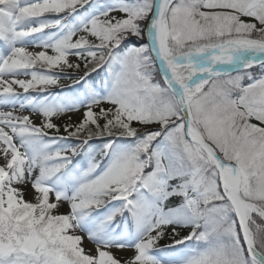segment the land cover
Segmentation results:
<instances>
[{
  "label": "snow or ice",
  "instance_id": "snow-or-ice-1",
  "mask_svg": "<svg viewBox=\"0 0 264 264\" xmlns=\"http://www.w3.org/2000/svg\"><path fill=\"white\" fill-rule=\"evenodd\" d=\"M0 264H264V0H0Z\"/></svg>",
  "mask_w": 264,
  "mask_h": 264
},
{
  "label": "trees",
  "instance_id": "trees-1",
  "mask_svg": "<svg viewBox=\"0 0 264 264\" xmlns=\"http://www.w3.org/2000/svg\"><path fill=\"white\" fill-rule=\"evenodd\" d=\"M73 59L75 60V57H73ZM37 70H39V69H37ZM61 75H63V74H61ZM154 78L156 80H160L161 79L158 72L154 73ZM92 80L93 81L98 80V78L96 77L95 74H93ZM60 84L62 86H64V89H63L64 94L65 95L70 94V93L67 92V86L71 85L72 84V81L70 79H63L62 78V81L60 80ZM52 91L59 92V91H61V89L60 88H55V89H52ZM95 143L99 144L100 141L97 140V141H95ZM182 231H187V230H182ZM172 243H173L172 236H168L166 238H162L161 239L158 247L160 249H163V251L157 253L160 258H164V259H175V258H179L180 257V255L183 252V246L177 245L176 248H175V250L169 249V248L166 247L167 245H171Z\"/></svg>",
  "mask_w": 264,
  "mask_h": 264
},
{
  "label": "rangeland",
  "instance_id": "rangeland-1",
  "mask_svg": "<svg viewBox=\"0 0 264 264\" xmlns=\"http://www.w3.org/2000/svg\"><path fill=\"white\" fill-rule=\"evenodd\" d=\"M29 50H30V51H31V50L39 51L40 49H33V48L30 47ZM70 59H71V60H74L73 57H70ZM61 81H62V79H61ZM69 115L72 116V120H73V122L78 121V119H79V113H75V112H74V113H71V114H69ZM53 119H54V121H55L56 123H58V124H60V125L62 126L63 123H64V121L67 120V116H65V117H63V118H55V117H54ZM30 192H31L30 188H29V189H26V192H25V198H26V199H31V194H30ZM64 207H66V205H65ZM61 210H63V208H62ZM184 234H186V231H181V235H184ZM168 236H171L170 231L167 232L163 238H166V237H168ZM89 247H92L91 243H90L89 241L85 240V248L87 249V248H89ZM130 254H131L130 252H125V253H123V255H125V256H129Z\"/></svg>",
  "mask_w": 264,
  "mask_h": 264
},
{
  "label": "water",
  "instance_id": "water-1",
  "mask_svg": "<svg viewBox=\"0 0 264 264\" xmlns=\"http://www.w3.org/2000/svg\"><path fill=\"white\" fill-rule=\"evenodd\" d=\"M159 76H160V74H159ZM161 78V77H160Z\"/></svg>",
  "mask_w": 264,
  "mask_h": 264
}]
</instances>
